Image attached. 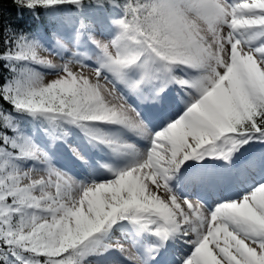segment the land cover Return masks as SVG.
Returning <instances> with one entry per match:
<instances>
[{"label": "snow or ice", "instance_id": "1", "mask_svg": "<svg viewBox=\"0 0 264 264\" xmlns=\"http://www.w3.org/2000/svg\"><path fill=\"white\" fill-rule=\"evenodd\" d=\"M94 2L124 12L114 21L119 31L113 39L90 37L100 50L98 67L55 62L25 35L0 54L14 73L0 84V99L11 105L9 111L0 104V264H90L122 221L161 241L149 249L152 260L169 240L180 239L192 247L181 264H264V181L213 208L182 198L172 186L189 161L222 160L231 167L242 147L264 144V0ZM14 3L35 11L82 8L84 0ZM33 65L58 71L48 79ZM177 69L197 75L185 79ZM156 82L162 85L157 98L174 83L188 99L181 113L152 132L118 86L141 96ZM13 113L43 117L63 137L69 134L63 125H74L130 163L102 165L114 176L108 181L77 180L51 164ZM101 124L146 138L149 148L141 151ZM74 155L84 160L78 151ZM29 160L46 168H25ZM244 167L264 171V153ZM111 248L134 264H147L126 245L107 244L104 251Z\"/></svg>", "mask_w": 264, "mask_h": 264}, {"label": "rangeland", "instance_id": "2", "mask_svg": "<svg viewBox=\"0 0 264 264\" xmlns=\"http://www.w3.org/2000/svg\"><path fill=\"white\" fill-rule=\"evenodd\" d=\"M111 10L110 13H107L104 9H102L100 13H93L95 17H92L96 23L94 26L89 25L91 28L87 24L82 23L81 27L85 26V28L88 29L79 33L78 38L76 37L77 43L75 44V40L72 41V39L75 38L72 34L67 41L62 39L63 42L54 43V47L49 43V45H43L40 41L39 43L47 50L44 54L46 56L50 55L49 58L62 64L69 61H75L92 68L98 67L97 58L100 55V50L92 42L91 38H87L86 31H91V37L100 41L107 42L113 39L119 31V28L114 21L122 18L124 12L120 7L114 5H112ZM98 13L100 16H97ZM62 46L66 47L60 48ZM32 67L48 79L55 76L58 71L56 69H49L38 65H33ZM75 67L76 70H80L78 64L75 65ZM175 74L184 77L185 79L197 75V73L192 70L182 71L180 69H177ZM161 86L162 85L160 84L159 88ZM118 87H120V90L128 97V102L141 113L152 132L160 131L165 125L164 119L169 115L173 114L169 118L170 120L182 108L184 110V101L188 99V97L185 96L183 89L179 86H170L169 92L164 93V96H161L162 101L160 104H158V102L150 103L149 101L147 102L146 100H143L146 92L144 89L142 95L137 96L129 93L123 86ZM148 87L150 89V86ZM100 127L104 132L120 138L125 142L134 144L141 151L149 148V141L146 138H142L127 129L110 124H101ZM77 128L78 127L73 125L72 129L68 132L69 134L66 137L60 136L63 138L57 139L55 144L51 143L50 146L46 143L37 144L41 149L48 153L51 159V164L57 169L68 172L77 180L86 182L96 180L101 182L114 178L112 173L103 168L102 165L108 164L112 165L114 168H123L130 163V157L117 155L104 144L90 142L88 136L86 137L77 132ZM26 136L30 137L35 142L34 136H31L28 133ZM263 147L264 144H255L253 147H251V145H245L240 149L234 160L236 163L233 164L231 168L226 166L224 162L216 163L212 160H207L203 164H199L196 161H189L182 169L181 178L178 181H173L172 186L182 198L200 200L208 205L209 208L215 207L217 203L224 200L239 199L244 193L248 192L257 181H264V171H253L250 168L244 167L248 161L259 158L261 153H264ZM248 148L251 149L248 150ZM74 151H78L80 155L84 157V160L77 159L74 155ZM23 166L25 168L36 167L40 170L46 168V165L32 160L27 161ZM239 169H241L240 172ZM204 178H208V185L201 184ZM216 181L219 182L220 185ZM125 229L127 234L125 233ZM135 230L136 226L129 221L118 222L113 226L107 236L103 238V243L99 247L105 248V245L107 244H123L128 246L133 254L142 259L145 248L153 247L160 243L156 236L147 232H145L146 238L143 237V239L132 241L123 240L119 236L120 232L125 233L126 236L132 235L130 232ZM154 238H157L158 241H154ZM168 242L170 243L171 250L164 253L165 256L159 264H170L171 261L175 260V253L173 252L177 253L180 249L185 251V256H188L192 251V247L189 249L188 247H183L184 242L180 239H171ZM108 251L111 252L105 256L99 254L90 256L88 261L90 264H127L126 260H132L117 248H111ZM121 256H125L122 261H120Z\"/></svg>", "mask_w": 264, "mask_h": 264}, {"label": "trees", "instance_id": "3", "mask_svg": "<svg viewBox=\"0 0 264 264\" xmlns=\"http://www.w3.org/2000/svg\"><path fill=\"white\" fill-rule=\"evenodd\" d=\"M122 4L124 0H119ZM102 9L110 13L112 4L97 5L94 0H84L82 8L73 5H61L52 8H38L35 11L23 8L14 3V0H0V54L11 46L9 41L19 35L28 36L38 42H62L65 39L63 32L79 30L82 23L94 26L90 13L101 12ZM122 9V8H121ZM100 10V11H99ZM79 25V26H78ZM91 28V26H89ZM48 40V41H47ZM14 76L9 61L0 59V84L8 82ZM0 104L11 111V105L0 99ZM19 121L21 131L26 135H45V128L49 124L43 117L34 119L28 115L13 113ZM67 124L63 126L66 127ZM64 128V127H63ZM9 135H13L9 131Z\"/></svg>", "mask_w": 264, "mask_h": 264}, {"label": "bare ground", "instance_id": "4", "mask_svg": "<svg viewBox=\"0 0 264 264\" xmlns=\"http://www.w3.org/2000/svg\"><path fill=\"white\" fill-rule=\"evenodd\" d=\"M158 82H156L154 85H151L150 86V89H149V87H145L144 88V91H146L145 92V96L143 97V100H146L147 102L149 101L150 103L151 102H158V104H160L161 103V101H162V95L164 94V93H168V91H169V87L170 86H178V85H176V84H171V85H169L168 87H167V89H166V91L159 97V98H157L156 97V92H157V90L159 89V86H160V82L157 84ZM153 88H154V90H153ZM164 96V95H163ZM171 115H173V114H171ZM171 115H169L167 118H165L166 119V122H168L169 121V118L171 117ZM173 119H174V117H173ZM237 156V153L235 154V156H234V158ZM234 158H233V160H234ZM213 162H216V163H220V162H224V161H222V160H212ZM236 162L235 161H233V164H235ZM221 170V169H220ZM218 171H219V169H218ZM217 171V172H218ZM218 174H220V173H218ZM192 180V179H191ZM211 180V179H210ZM209 183V181H208V178H204L203 180H202V182H201V184L202 185H207ZM217 183H219V182H217ZM220 185V184H219ZM226 185V184H225ZM125 233H126V229H125ZM125 233H123V232H120V237L123 239V240H137V239H143V237H145L146 236V234H145V232H142V231H140L137 227H136V230L135 231H132V232H130V234H132V235H127L126 236V234ZM146 238V237H145ZM130 241V242H131ZM154 241H158V239L157 238H154ZM160 241V240H159ZM161 242V241H160ZM169 242H167V244H166V246L167 247H169V244H168ZM166 246H164V247H166ZM163 247V248H164ZM183 247H188V249L191 247V245L189 246V244H186V243H183ZM188 251V250H187ZM98 252H103V255L105 256V255H107V254H109L111 251H104V247H99L98 248ZM182 253L181 254V256L182 257H185V252H184V250L183 249H180L179 250V253ZM155 253L154 252H152V253H150L149 252V249H145L144 250V253H143V256H142V261H147V264H150V263H154L158 258H157V256H156V259L155 260H152L150 257H151V255H154ZM122 257V260H123V258H125V256H121ZM126 262H127V264H134V261H132V260H126ZM119 264H121V263H119Z\"/></svg>", "mask_w": 264, "mask_h": 264}]
</instances>
